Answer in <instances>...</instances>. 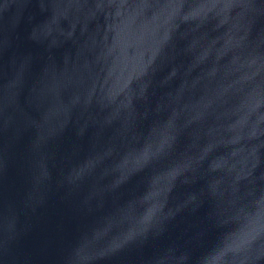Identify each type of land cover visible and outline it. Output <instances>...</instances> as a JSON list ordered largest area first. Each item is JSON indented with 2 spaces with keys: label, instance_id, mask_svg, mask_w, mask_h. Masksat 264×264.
I'll use <instances>...</instances> for the list:
<instances>
[{
  "label": "water",
  "instance_id": "water-1",
  "mask_svg": "<svg viewBox=\"0 0 264 264\" xmlns=\"http://www.w3.org/2000/svg\"><path fill=\"white\" fill-rule=\"evenodd\" d=\"M0 264H264V0H0Z\"/></svg>",
  "mask_w": 264,
  "mask_h": 264
}]
</instances>
